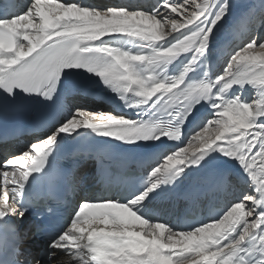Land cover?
<instances>
[{"label":"snow or ice","instance_id":"1","mask_svg":"<svg viewBox=\"0 0 264 264\" xmlns=\"http://www.w3.org/2000/svg\"><path fill=\"white\" fill-rule=\"evenodd\" d=\"M231 7L230 0L0 4V93L54 104L67 82L87 73L138 110L134 118L74 106L46 121L19 154L0 161V229L33 211L34 186L49 177L65 140L110 138L151 158L123 197H82L35 264H264V36L249 31L221 71L206 70ZM217 160L213 176L186 195L207 201L231 186L223 207L186 227L155 214L161 191ZM13 233L18 253L27 234Z\"/></svg>","mask_w":264,"mask_h":264},{"label":"bare ground","instance_id":"2","mask_svg":"<svg viewBox=\"0 0 264 264\" xmlns=\"http://www.w3.org/2000/svg\"><path fill=\"white\" fill-rule=\"evenodd\" d=\"M69 2H71V0H69ZM105 3L106 2H102L101 5H104ZM155 3H157V1H149L146 7L154 5ZM230 3L232 7L231 15L228 17V22L220 27L217 32H215L211 40V52L216 57L215 73L221 71L225 65V62L228 60L229 53L235 47H237L241 39L246 37L249 31H253V29L258 28L257 31H254L261 36H263L264 33V2H262V0H230ZM136 5L142 6L141 4H131L130 6ZM261 16L263 17L261 18ZM257 23L259 25H256ZM106 90L116 100L120 108H115L103 101H98L95 94L89 95L87 92L85 94L79 93L76 96H72L70 97L69 101L72 103L73 107L82 106L88 110L99 109L105 112H113L115 114H123L135 118V113L138 110L129 109L123 103V101H121L108 88ZM246 94L251 95V90H248ZM24 147L25 145L23 146L16 143L0 144V161H2L7 156L19 154L20 151L24 149ZM221 163L222 162L220 160H217L213 165H210L201 172L191 174L182 183H179L175 189L165 188L153 199L152 208L164 213L165 221H170L171 223L176 224L178 227H181L180 220L182 214H184L187 204L179 197L180 190L184 187H192L195 183H204L205 180L213 176L217 166H219ZM211 166L213 167L211 168ZM208 170H210L211 174L208 178H206ZM228 187L229 188L227 191L222 194V198L225 203H227L232 198L231 193L233 188L231 186ZM209 202L211 201L209 200L207 203ZM18 220L20 224H23V229L27 234L31 229V219L26 217L23 220ZM30 241L31 239L29 238L28 242ZM35 243L36 242L27 243V241L25 243L24 252L29 253L27 255V259L25 260L26 264H35V262L32 260L35 256L33 250H38L40 248L39 245L35 247ZM23 255L25 257V254Z\"/></svg>","mask_w":264,"mask_h":264},{"label":"rangeland","instance_id":"3","mask_svg":"<svg viewBox=\"0 0 264 264\" xmlns=\"http://www.w3.org/2000/svg\"><path fill=\"white\" fill-rule=\"evenodd\" d=\"M263 16H261V18H262ZM256 25H259L258 23L256 24ZM257 31L258 30V28H255V29H253V31ZM263 36H264V33H263Z\"/></svg>","mask_w":264,"mask_h":264}]
</instances>
